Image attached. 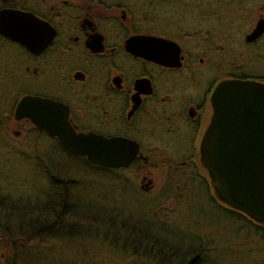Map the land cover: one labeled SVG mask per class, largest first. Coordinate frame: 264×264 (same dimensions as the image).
Here are the masks:
<instances>
[{
    "label": "flooded vegetation",
    "instance_id": "1",
    "mask_svg": "<svg viewBox=\"0 0 264 264\" xmlns=\"http://www.w3.org/2000/svg\"><path fill=\"white\" fill-rule=\"evenodd\" d=\"M0 10L26 13L37 21L15 25V34L27 36V47L0 34V83H11L0 107V147L16 148L20 160L28 152L25 163L41 176H92L126 184L140 197L153 193L148 176H159L155 192L176 204L166 213L177 214L186 195L198 200V194L179 189L183 181L194 182L215 215L235 221L240 241L226 249L208 239L201 253L175 254L173 264H209L213 255L234 250L257 254V262L264 264V223L249 219L244 226L238 220L243 214L214 195L199 161L214 87L224 81L264 84V28L254 35L260 21L264 27V0H0ZM25 97L64 108L73 132L126 139L136 144L137 154L116 168L71 154L29 118L14 117ZM40 115L37 119L44 121ZM9 130L20 139L4 140ZM51 158L61 166L51 167ZM59 180L49 179L44 195L48 220L56 216L65 223L70 216L62 210L65 204L75 210L79 196L72 187L80 180ZM162 185L170 191L162 192ZM151 222L156 228L166 223ZM149 260L162 264L157 257Z\"/></svg>",
    "mask_w": 264,
    "mask_h": 264
},
{
    "label": "water",
    "instance_id": "2",
    "mask_svg": "<svg viewBox=\"0 0 264 264\" xmlns=\"http://www.w3.org/2000/svg\"><path fill=\"white\" fill-rule=\"evenodd\" d=\"M33 20L26 13L0 10V34L27 47V36L15 34L14 28ZM261 23L254 35L263 30ZM210 107L209 124L199 144V161L209 186L223 204L264 223V84L224 81L214 87ZM41 113L44 121L37 119ZM14 117L29 118L37 130L91 164L123 167L137 154L136 144L126 139L73 132L65 109L46 100L22 98Z\"/></svg>",
    "mask_w": 264,
    "mask_h": 264
},
{
    "label": "rangeland",
    "instance_id": "3",
    "mask_svg": "<svg viewBox=\"0 0 264 264\" xmlns=\"http://www.w3.org/2000/svg\"><path fill=\"white\" fill-rule=\"evenodd\" d=\"M174 8V7H173ZM168 12L172 13V11L177 13L182 17L188 18V14H184L186 11L170 9L167 10ZM8 84L11 83H0V107L5 105L6 94H4L10 87ZM6 95V96H5ZM7 137L10 138L11 141H18L20 138H17L16 135L13 134L12 130L7 132ZM22 152H26V150H21ZM40 151H43V148H40ZM49 164L51 167L58 166L60 167L61 164L57 162L55 159H50ZM32 170L27 163H23L20 159L13 156L12 151L4 150V148L0 147V176L3 179V184L5 183L6 179L13 177L16 181H14L15 192L11 193L13 196L15 195L19 201H27V205L25 208H30L33 206L34 202H41V197L44 196L47 188V183L44 181L39 182L37 180V175L32 173ZM153 180V193L147 195V197L143 196L140 197L135 195L132 190L127 187L126 184L119 183V182H107L104 179L88 176L86 180L83 177L79 178V182L77 187H72L73 194L77 193L79 198L77 203L75 204L76 210H81L82 208H86L89 206L93 207H101L105 209H113V213L117 215V217L122 219V226L126 227L129 226V222H126V218L129 217V220L133 221L136 226L144 223L147 226H152L153 231L158 232L162 236V238L167 239L170 241V244L173 247V251L176 254H184L187 253L185 256L194 255L196 251L202 250L208 246V239L214 240L222 245V248H230L232 244L237 241L239 238L240 241V234L236 231L238 225L227 218L225 215H215L211 211V207L209 208L207 202H205V195L203 194L202 188L197 187L194 182L192 184L188 181H183V185L179 186L181 191L187 194L194 195L198 194L199 196L194 195L198 200L195 202L189 198L188 195L184 198V202L187 201L185 206H180L177 214L174 213H166L171 212V208H173L176 204L174 199L169 197L170 199L165 200L161 199L159 191L155 192L161 183V178L159 176H148ZM70 179L68 176H63L62 179ZM72 178V177H71ZM140 176H137L136 185L138 186ZM67 181V180H66ZM1 183V182H0ZM71 185V183H70ZM69 185V188H70ZM68 186V185H66ZM162 192L163 189L166 190V193L170 191V187L166 186L163 187L162 185ZM164 196V193L162 197ZM160 199L164 202L160 203L161 206L158 208L156 204L160 202ZM191 202L192 204H189ZM161 208V210H160ZM115 209V210H114ZM170 209V210H169ZM117 210V211H116ZM197 211H201L199 214ZM190 213V216L188 214ZM196 220L195 226L193 223L189 221ZM166 222L165 224H160L159 220ZM177 220L175 225L168 224L170 220ZM159 222L160 228H156L154 226H159L155 224L152 225L153 222ZM110 221V220H109ZM182 223H180V222ZM142 222V223H140ZM111 224H113L111 222ZM133 224V226H134ZM180 224V225H179ZM113 226V225H111ZM191 226V227H190ZM140 229V228H136ZM134 229V230H136ZM114 230V228L112 229ZM245 235V234H243ZM191 237L196 238L195 240H191ZM158 238V237H157ZM250 238V237H249ZM161 241V239H159ZM168 241V242H169ZM253 242H255L253 240ZM256 244V243H255ZM120 245V244H117ZM260 245L258 241V251L260 253ZM205 247V248H206ZM249 247V245L247 246ZM256 247V245H255ZM103 248V247H101ZM100 247L96 246V242H92L90 238L87 239H75L70 240L66 244L61 245L59 241H54L53 245V255H56L54 259H52L51 264H56V261H60L59 258L62 256L67 255L71 252L79 255L81 253L85 254V258L83 259L84 264H154V260H149L147 257H142L141 254L138 255H128L127 262L116 258L120 256H116L115 258H111L110 255L101 249ZM264 250V248H263ZM99 252L98 257L93 256ZM235 250L232 254H228L224 251H221L217 255H213L212 258L209 259V264H260L257 262L256 255L254 253L246 254L244 250L237 251L234 254ZM74 255V254H73ZM162 256V252H160ZM174 257V254H171ZM164 260L162 264L166 263V258L163 257ZM73 259V258H72ZM71 259V263L73 260ZM114 259V261H113ZM66 263H70L68 259H66Z\"/></svg>",
    "mask_w": 264,
    "mask_h": 264
},
{
    "label": "trees",
    "instance_id": "4",
    "mask_svg": "<svg viewBox=\"0 0 264 264\" xmlns=\"http://www.w3.org/2000/svg\"><path fill=\"white\" fill-rule=\"evenodd\" d=\"M4 140L11 142L7 136ZM4 150H11L14 157H16L15 153L18 151L8 144ZM20 156L23 157L20 161L25 163L30 154L27 152L26 154H20ZM39 162L41 161L39 160ZM32 173L37 175L39 182L44 181L47 183V187L49 179L54 181L60 179L59 181H62L63 177L41 176L38 170H32ZM68 177H83L86 180L88 176ZM14 181L16 180L11 177L6 179L3 184V179L0 176V264H51L52 259L56 256L53 255L52 249L54 241H59L63 246L70 240L87 238H90L92 242H96V246L103 247L101 249L111 258L120 256L116 258L117 261L121 259L127 262L128 255L133 256L139 253L142 257L148 259L157 257L164 260L163 257L165 256L167 257L166 263L173 264L171 254H176L173 251L174 246L170 244L168 238L164 239L158 232H155L156 229L153 231L151 226L145 224L136 226L134 220L131 221L128 217L126 222H129L130 225L123 227L122 219L114 214L116 212L113 209H105L99 206L93 209V207L89 208L88 206L85 209L74 210L69 209L71 205L67 204L64 205L65 208L62 212L65 211L71 219L70 217L66 218L64 223L62 218L56 219L54 213L55 218H50L49 221L45 195L41 197V202L35 201L32 207L25 208L24 206L28 204L27 201H19L15 195L11 194L15 192ZM66 188L69 189L68 186ZM238 218L244 226L250 221L244 215ZM137 227L140 229H136ZM113 228L114 230H112ZM160 252H162V256ZM197 252L201 253L202 251L198 250ZM73 254L71 255L70 252L62 256L59 258V262L56 261V264H64L66 259L70 261L66 264H84V253ZM98 254L99 252L93 254V256L98 257ZM71 259L73 260L72 263ZM184 262L182 261L180 264H184Z\"/></svg>",
    "mask_w": 264,
    "mask_h": 264
}]
</instances>
